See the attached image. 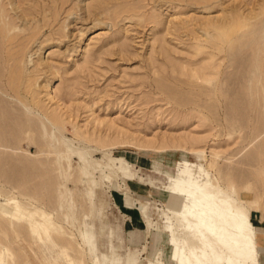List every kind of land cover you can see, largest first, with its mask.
I'll use <instances>...</instances> for the list:
<instances>
[{"label": "rangeland", "instance_id": "obj_1", "mask_svg": "<svg viewBox=\"0 0 264 264\" xmlns=\"http://www.w3.org/2000/svg\"><path fill=\"white\" fill-rule=\"evenodd\" d=\"M20 2L26 23L0 0V264H175L188 184L264 247V69L230 76L239 47L264 57V0Z\"/></svg>", "mask_w": 264, "mask_h": 264}, {"label": "bare ground", "instance_id": "obj_2", "mask_svg": "<svg viewBox=\"0 0 264 264\" xmlns=\"http://www.w3.org/2000/svg\"><path fill=\"white\" fill-rule=\"evenodd\" d=\"M5 1L15 19L18 21L26 20V13L21 7V0ZM153 1H158L157 3L159 4L160 0ZM24 22L26 23V21ZM235 47L236 45H233L232 49L235 50L237 48ZM259 48L261 50L264 49L262 45ZM236 51L235 53H231L235 57L231 62V68H235L237 72L230 73V76L233 75L238 78L243 76L247 64L253 65L258 69L259 74H262L264 57L258 59L254 55L255 53L240 49V47ZM47 122L49 123V121ZM51 127L54 129L52 125ZM84 152L87 154L86 151ZM78 159L81 160V158ZM184 167H187L186 163H184ZM113 176L119 177V173L113 172ZM120 189L121 187L118 186V190ZM180 191L184 194L183 197H187L186 200L190 201L189 204L193 208V212L188 218L182 213L168 210L173 213L179 223L183 224L182 228L179 227L180 231L190 241V243L185 242L180 237L181 235L177 234L175 236L177 231L174 225H171L168 243L174 246L182 245L187 251V254L184 255L177 248L174 250L172 258L175 264H259V246L256 245L254 234L247 223H245L246 219L244 217L243 220L239 218L238 214L228 205H225L223 209L215 205L211 201L212 199L210 200L207 197L208 190L198 184H188L187 187L180 188ZM197 191L205 192L198 194ZM36 227L39 226L36 225ZM63 254L65 255V253ZM68 264H71V262H68Z\"/></svg>", "mask_w": 264, "mask_h": 264}, {"label": "crops", "instance_id": "obj_3", "mask_svg": "<svg viewBox=\"0 0 264 264\" xmlns=\"http://www.w3.org/2000/svg\"><path fill=\"white\" fill-rule=\"evenodd\" d=\"M168 202H169V200H168ZM147 229V228H146ZM147 230H149V229H147ZM262 243V242H261ZM262 244H264V243H262ZM259 246V245H258ZM260 248H261V252H264V247L263 246H259Z\"/></svg>", "mask_w": 264, "mask_h": 264}]
</instances>
